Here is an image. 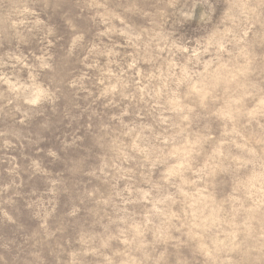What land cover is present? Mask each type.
<instances>
[{
    "label": "rangeland",
    "instance_id": "obj_1",
    "mask_svg": "<svg viewBox=\"0 0 264 264\" xmlns=\"http://www.w3.org/2000/svg\"><path fill=\"white\" fill-rule=\"evenodd\" d=\"M0 264H264V0H0Z\"/></svg>",
    "mask_w": 264,
    "mask_h": 264
}]
</instances>
